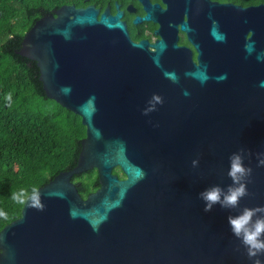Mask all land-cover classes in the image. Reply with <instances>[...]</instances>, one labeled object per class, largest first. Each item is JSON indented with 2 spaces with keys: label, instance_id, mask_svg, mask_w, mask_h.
Returning <instances> with one entry per match:
<instances>
[{
  "label": "water",
  "instance_id": "1",
  "mask_svg": "<svg viewBox=\"0 0 264 264\" xmlns=\"http://www.w3.org/2000/svg\"><path fill=\"white\" fill-rule=\"evenodd\" d=\"M99 12L65 4L23 38L19 53L37 62L47 96L81 117L86 136L77 164L38 188L44 210L23 205L2 228L0 264H252L227 220L239 209L205 212L198 194L232 183L229 156L243 148L253 172L240 207L264 205V78L228 84L223 73L185 68L175 40L146 52L122 11ZM209 32L223 40L216 26ZM154 95L163 103L145 115ZM94 168L100 187L83 197L72 179Z\"/></svg>",
  "mask_w": 264,
  "mask_h": 264
},
{
  "label": "trees",
  "instance_id": "2",
  "mask_svg": "<svg viewBox=\"0 0 264 264\" xmlns=\"http://www.w3.org/2000/svg\"><path fill=\"white\" fill-rule=\"evenodd\" d=\"M98 2L0 0V231L21 216L23 205L12 199L13 192L39 188L73 168L86 136L81 117L47 96L37 62L19 53L23 38L39 18L65 4ZM114 172L124 176L120 169ZM72 180L83 197L100 187L95 168Z\"/></svg>",
  "mask_w": 264,
  "mask_h": 264
},
{
  "label": "flooded vegetation",
  "instance_id": "3",
  "mask_svg": "<svg viewBox=\"0 0 264 264\" xmlns=\"http://www.w3.org/2000/svg\"><path fill=\"white\" fill-rule=\"evenodd\" d=\"M94 5L99 15L108 6L112 15L122 11L120 20L130 38L134 42L146 40V52L154 51L153 44L160 39L175 40L177 59L185 68H203L211 77L223 73V82L228 84L253 86L264 78V13L257 17L253 10L243 9L264 5V1L99 0ZM147 15L152 18L144 20ZM183 22L191 32L181 28ZM211 26L218 28L223 40L214 39Z\"/></svg>",
  "mask_w": 264,
  "mask_h": 264
},
{
  "label": "clouds",
  "instance_id": "4",
  "mask_svg": "<svg viewBox=\"0 0 264 264\" xmlns=\"http://www.w3.org/2000/svg\"><path fill=\"white\" fill-rule=\"evenodd\" d=\"M6 99L11 106L12 94H6ZM156 103H163V100L154 95L148 102L149 107L143 110L144 114L147 115L154 111ZM257 157V166H264V153H257ZM245 158V149L241 148L233 152L229 156L227 172L232 183L227 185L226 189L219 184L211 185L201 191L198 196L204 202L205 212L211 211L216 205L227 210L239 209L238 214H230L227 217L231 233L240 241V245L245 249L252 264H264V259H261L264 256V205L240 207L241 200L250 195L247 185L251 182L253 172L251 166L245 165ZM198 163V159L192 160L193 167H196ZM12 199L29 208H35L38 211L44 210L42 192L37 187H32L30 191L21 188L13 192ZM0 216H3V213H0Z\"/></svg>",
  "mask_w": 264,
  "mask_h": 264
},
{
  "label": "rangeland",
  "instance_id": "5",
  "mask_svg": "<svg viewBox=\"0 0 264 264\" xmlns=\"http://www.w3.org/2000/svg\"><path fill=\"white\" fill-rule=\"evenodd\" d=\"M116 169H119V168H116Z\"/></svg>",
  "mask_w": 264,
  "mask_h": 264
}]
</instances>
